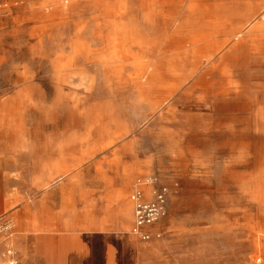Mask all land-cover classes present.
Returning a JSON list of instances; mask_svg holds the SVG:
<instances>
[{"label":"rangeland","instance_id":"374dc122","mask_svg":"<svg viewBox=\"0 0 264 264\" xmlns=\"http://www.w3.org/2000/svg\"><path fill=\"white\" fill-rule=\"evenodd\" d=\"M84 130L171 188L140 264H264V0H0V153Z\"/></svg>","mask_w":264,"mask_h":264},{"label":"crops","instance_id":"0c3cea01","mask_svg":"<svg viewBox=\"0 0 264 264\" xmlns=\"http://www.w3.org/2000/svg\"><path fill=\"white\" fill-rule=\"evenodd\" d=\"M37 134L0 153V218L10 222L0 241L3 263L127 264L136 251L140 264V251L161 236L132 233L133 167L91 176L97 149L87 130Z\"/></svg>","mask_w":264,"mask_h":264},{"label":"built area","instance_id":"2783aa9c","mask_svg":"<svg viewBox=\"0 0 264 264\" xmlns=\"http://www.w3.org/2000/svg\"><path fill=\"white\" fill-rule=\"evenodd\" d=\"M130 199L134 206L132 233L145 241L160 237L162 233L155 230V227L169 216L171 201L169 184L157 174L139 178L133 184ZM9 227L10 222L4 221L1 217L0 229L3 231Z\"/></svg>","mask_w":264,"mask_h":264}]
</instances>
